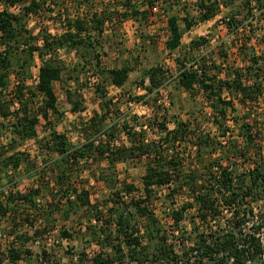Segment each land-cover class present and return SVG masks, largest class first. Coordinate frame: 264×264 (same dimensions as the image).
Returning a JSON list of instances; mask_svg holds the SVG:
<instances>
[{
    "label": "trees",
    "instance_id": "1",
    "mask_svg": "<svg viewBox=\"0 0 264 264\" xmlns=\"http://www.w3.org/2000/svg\"><path fill=\"white\" fill-rule=\"evenodd\" d=\"M0 1L4 5L0 8V45L2 46L0 50V174H3L10 185L8 190L0 195V224L5 220L8 226L5 228H17L18 225L39 228L40 225L36 226L37 222L43 226L41 230L34 229L32 237L27 234L19 235V247L15 246L16 240L11 239L7 242L4 250L0 252V264H29L27 258L22 262L24 259L22 255H31V251L25 246L26 243L35 240V236L41 234L51 221L55 224L59 219L66 223L71 213L77 211L78 206L84 207L85 213L89 216V223L84 229L90 233V241L101 247L100 251L93 253L88 259V264L264 263L262 261L264 239L261 238V230L264 229V212L255 213L254 207L250 204V201L259 199L254 193L260 195L264 192V169L256 165L251 170L236 173V169L223 165L216 157L212 158L217 152V146L222 142L216 136L205 132L192 133L188 120L175 119L172 129H168L166 123H159L161 135L157 140L147 141L142 133L132 128L128 129L127 125L122 123L121 127L126 130L130 144L128 146L116 144L114 142L116 124L107 126L103 124L112 100L106 98L105 90L99 85L95 89L99 92L100 107L104 114H94L87 121H81L78 131L83 135L84 140L79 145H71L66 135L58 132L50 119V115L57 118L60 114L57 110L53 85L63 80L64 64L58 56L57 49L66 48L79 53L89 51L95 59L94 65L99 74H107L111 84L120 88L127 81L132 67L128 62L111 68L101 67L98 52L95 51V44L99 42L97 38L103 34L106 26L113 25L116 21L123 19H132L138 23L152 21L149 10L157 2H160L162 7L167 5L169 8L170 3L179 5V0H173L174 2L112 0L116 8L109 9L104 5L89 14L76 12L73 17L64 14L63 31L57 34H40L41 46L32 44L31 41L35 37L26 27L24 19L42 9L46 1ZM232 2L233 0H195L192 2L194 14L191 15L186 10V14L181 19L184 30L200 22L212 20L220 13L222 7L233 9ZM14 5H19L17 12L8 8ZM240 5L237 8L245 9V20L239 18V9L231 10L221 20L227 30V36L237 33L245 28V25L252 26L253 21L264 20V0H243ZM162 11H165L164 8ZM258 12L261 14L259 15ZM179 20L177 13L166 18L167 36L164 41L169 51L181 47L183 60H192L186 65L182 59L176 58L177 64L180 65L176 75L178 84L189 92V95L194 91L203 94L211 108V122L221 128L224 120L230 119L228 111H235L234 95L242 103L255 102L262 95V82L258 81L256 75H250L251 65L246 66V75L238 68H234L230 75L222 70V67L218 71L220 76L209 73L208 69L214 67L213 61L208 64L205 54L197 56L193 54L209 44L210 39L196 36L188 44L182 45L183 31ZM35 51H38L40 57L37 80L33 86H25L30 77L28 69ZM223 55L226 54L223 52ZM251 60L252 63H257L254 54ZM11 74L17 82L14 87L8 89ZM145 74L149 79V86H146L148 91L162 86L160 79L164 77V72L160 66L147 69ZM243 75L252 76L251 81L243 83ZM65 79L76 78L69 74ZM24 89L30 99L37 94L42 95L41 104L37 108L31 110L26 100H23ZM224 91H227L228 98L223 96ZM65 93L67 101L71 104V110L78 112L81 103L72 98L70 90L66 89ZM233 115L232 121L237 122V117ZM40 118L49 129L43 139L45 145H40V148L44 147L49 153L56 154L44 160L45 166L49 165L48 172L54 181V187L48 193L50 199L45 202H42L44 201L42 186L27 188L25 192L15 190L16 185L13 186L15 174L19 172L22 164H28L29 158L27 153L15 149L16 143L18 140L36 136V127L40 123ZM240 128L243 129L244 139L247 143L249 141L251 143V134L244 133L245 128L249 131L251 126L242 123ZM188 136L193 140L194 158L188 166L190 168L185 170L183 158L176 149L189 140ZM220 137L224 138L225 143L229 141L225 140L224 130ZM228 146L235 147L234 142H230ZM140 157H147L141 174L144 196L131 198L129 204L123 200L125 198L121 193L131 194L135 190L132 183L123 182V191L119 189L109 191L106 198L99 203L90 202L88 190L78 189L77 184L80 182L77 179L82 163L87 165L90 160H105L107 166L98 167L96 173H92V179L101 182L107 189H113V178L110 177L115 173L114 164L125 159L134 160ZM45 175V170H42L37 174V179L39 177L42 180ZM164 186L168 187L166 194L168 197H172L179 190H184L188 197L179 208L170 211L171 222L168 228L172 232L179 231V228L190 229L181 231L180 236H174L173 242L170 243L167 240V231L148 206L151 196L156 195L157 188ZM127 205H131L132 211ZM190 209L192 212H189ZM53 216L56 218L53 219ZM64 227L65 225H62L60 228ZM140 227L144 228V235L140 234ZM71 236V232L67 230L60 231L61 238ZM42 255L43 259L47 260L45 250H42ZM83 257V253L80 254V262L83 261Z\"/></svg>",
    "mask_w": 264,
    "mask_h": 264
},
{
    "label": "rangeland",
    "instance_id": "2",
    "mask_svg": "<svg viewBox=\"0 0 264 264\" xmlns=\"http://www.w3.org/2000/svg\"><path fill=\"white\" fill-rule=\"evenodd\" d=\"M43 8L37 13L30 14L25 17L26 27L31 31V35L35 37L32 44L41 46V36L43 33L57 34L63 31L64 14L68 17H73L76 12L78 14L92 12L106 5L109 9L116 8L115 2L112 0H45ZM195 0H179L177 3H170L162 7L160 2H157L156 11H152V21H142L138 23L132 19H123L116 21L113 25L106 26V30L97 39L96 52H98L101 67L111 68L120 66L126 62L132 67L127 81L120 87H115L111 84L107 74L101 75L95 67V59L89 53L76 52L75 50H67L66 48L57 49L59 58L63 61V80L54 83V91L57 99V110L60 113L57 118L50 115L51 122L55 125L58 132L66 135L71 145H79L83 140V135H80L78 129L81 126V121H87L94 114L102 115L104 111L100 107V95L96 91L97 85L102 86L106 92V98L112 100L111 108L107 117L104 118V126L115 125V143L128 146L130 139L123 130L121 125L125 123L128 129H133L136 132L142 133L147 141L157 140L161 135L158 128L159 123H166L168 129L174 127L175 119L190 122L189 128L191 132L210 133L222 141L217 149V152L212 158H218L223 165H229L236 169V173H241L253 169L256 165L264 169V20L253 21L252 26L240 29L235 34L227 36V30L222 23L223 16L229 14L231 10L239 9V18H244L246 12L241 6L243 0H233L231 10L222 7L218 15L212 20L200 22L194 25L190 32L184 30V24L181 20L186 14V10L191 15L194 14L192 2ZM162 2V1H161ZM170 2H174L171 0ZM183 3L186 6L183 7ZM173 4V5H171ZM80 5V6H78ZM4 5L0 1V8ZM18 10H19V5ZM9 8V7H8ZM148 8V7H147ZM145 7V9H147ZM164 8L165 11H162ZM149 9V8H148ZM147 9V10H148ZM10 10V8H9ZM15 10L13 12H17ZM12 11V10H11ZM121 11V8H120ZM173 13H177L179 17V25L182 34V45L189 43V39L196 36H205L210 39V43L204 45L201 50L195 51L193 56L205 54L208 64L213 61L214 67L208 69V72L220 76L219 70L228 72L230 75L234 68H238L243 74L246 73V66H252L250 75L254 74L258 77V81L262 82L263 92L255 102L242 103L237 97H233L234 112L228 111V118L223 122V127L218 128L211 122V108L204 99L203 94L194 91L192 95L185 91L178 84L176 75L180 68L176 58L183 60L180 49L169 51L164 44L167 36L165 20ZM260 15L261 13L258 12ZM116 15V14H115ZM66 17V16H65ZM246 18H244L245 20ZM243 20V21H244ZM241 44V45H240ZM2 46L0 45V50ZM222 52V53H221ZM223 52L226 55H223ZM254 54L257 58V63H252L251 56ZM191 59H186V65H189ZM40 65V57L38 51L34 52L33 61L29 70L30 77L26 81L25 86H33L36 82L38 67ZM160 66L163 69L164 77H161L162 86L158 89L148 91L146 86H149V79L145 71L151 67ZM217 66V67H216ZM75 68V70H74ZM71 74L76 79L67 80V75ZM223 75V72L221 73ZM246 75V74H245ZM252 76H242L243 83L251 81ZM9 87L15 86L17 80L13 74L9 77ZM143 82V83H142ZM72 92V98L81 103V108L78 112L71 110V104L66 99L65 90ZM25 96L23 100L29 105V108H37L41 104V94H37L30 99L27 91L23 90ZM9 94V92H6ZM223 96L229 97L227 91H224ZM16 106V104H15ZM234 114L238 121H232ZM233 115V116H234ZM251 126L244 133L249 132L252 136V141L247 143L242 135L243 129L241 124ZM48 125L40 118V123L36 127V136L24 140H18L15 149L28 154V164H22L19 172L15 174V190L25 192L27 188L42 186L43 194L42 202L50 199L49 190L54 187V181L51 178L49 165L45 166L44 160L50 156H56L55 153H49L44 147L43 140L48 132ZM226 132L225 140L220 137L222 131ZM191 133V134H192ZM190 134V136H191ZM104 138V136H103ZM186 143L179 146L176 150L183 158L184 169L187 170L193 161L192 141L187 137ZM5 139H3L4 141ZM6 141V140H5ZM234 142L235 147H230L228 144ZM15 144V145H16ZM243 153H245L243 155ZM147 157L135 158L134 160L125 159L114 164L113 189H107L101 182H96L92 179V173L98 167L107 166L105 160H90L87 165L82 163L80 166L81 172L78 175V189H86L89 193L91 203L101 202L106 198L109 191L115 189L124 190L123 182L126 184L132 183L135 190L128 194L121 193L129 204L132 199H137L144 196L142 189L141 174L143 172ZM35 169V171H34ZM40 169V170H38ZM45 170V177L37 179V174ZM0 195L8 190L9 184L5 180L3 174H0ZM47 182H49L47 184ZM248 182V179H247ZM41 184V185H40ZM8 185V186H7ZM156 195L151 196L149 208L157 215L161 224L168 234V242H173L174 236H180L181 231H189L190 228H179V231H171L169 224L171 222L170 211L179 208L182 203L188 200L184 190H179L172 197L166 196L168 187H160L156 190ZM259 199L250 201L254 207L255 213L264 212V192L260 195L254 193ZM249 199V198H247ZM250 200V199H249ZM46 204V203H45ZM128 206V205H127ZM132 211L131 205L128 206ZM84 207H79L77 211L71 213L70 219L63 223L57 219L55 224L51 221L48 227H44L43 232L35 236V240L26 243V247L31 251V255H22L23 261L27 258L29 264H88V259L93 253L101 250V247L90 241V233L84 228L89 223V216L84 211ZM189 212H192L191 209ZM42 218V217H41ZM53 219L56 216L52 217ZM51 220V219H49ZM186 223V222H185ZM52 224L54 226H52ZM39 228H26L19 225L17 228H5L6 221L0 224V252L5 248L7 242L11 239L16 240L15 246L19 247V235L34 236V229H42L40 222L36 223ZM65 225L64 228H60ZM8 227V226H6ZM188 227V225H187ZM264 228V226H263ZM67 230L71 232L70 238H61L60 231ZM140 234L144 235V228L140 227ZM173 238V239H172ZM261 238L264 239V229L261 230ZM144 241L146 239L143 238ZM178 249V245H177ZM176 249V250H177ZM42 250L47 253V260L43 259ZM84 255L83 261H79L80 254ZM264 262V254L263 260ZM4 262V261H3ZM180 264V263H179ZM264 264V263H263Z\"/></svg>",
    "mask_w": 264,
    "mask_h": 264
},
{
    "label": "built area",
    "instance_id": "3",
    "mask_svg": "<svg viewBox=\"0 0 264 264\" xmlns=\"http://www.w3.org/2000/svg\"><path fill=\"white\" fill-rule=\"evenodd\" d=\"M9 8H10V10H12V11L18 10V6H17V5L10 6ZM151 10H152V11H156V6H153V7L151 8ZM36 80H37V76H36ZM248 225H250V223H249Z\"/></svg>",
    "mask_w": 264,
    "mask_h": 264
},
{
    "label": "crops",
    "instance_id": "4",
    "mask_svg": "<svg viewBox=\"0 0 264 264\" xmlns=\"http://www.w3.org/2000/svg\"><path fill=\"white\" fill-rule=\"evenodd\" d=\"M208 22V21H207ZM191 29H192V27L190 28V29H188V30H186L187 32H190L191 31ZM191 39H193L192 37L189 39V41L191 40ZM182 41V40H181ZM201 50V49H200Z\"/></svg>",
    "mask_w": 264,
    "mask_h": 264
}]
</instances>
